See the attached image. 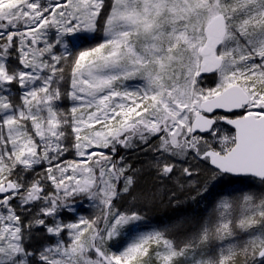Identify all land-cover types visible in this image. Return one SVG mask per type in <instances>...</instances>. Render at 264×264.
<instances>
[{
	"label": "snow or ice",
	"instance_id": "1",
	"mask_svg": "<svg viewBox=\"0 0 264 264\" xmlns=\"http://www.w3.org/2000/svg\"><path fill=\"white\" fill-rule=\"evenodd\" d=\"M0 264H264V0H0Z\"/></svg>",
	"mask_w": 264,
	"mask_h": 264
},
{
	"label": "rangeland",
	"instance_id": "2",
	"mask_svg": "<svg viewBox=\"0 0 264 264\" xmlns=\"http://www.w3.org/2000/svg\"><path fill=\"white\" fill-rule=\"evenodd\" d=\"M236 187H240V185H236ZM185 209L189 212L193 211L194 209V205L189 203L185 205ZM200 211H202V208L199 209ZM172 212L170 209H154L152 210V212L150 213V215L153 217V219H155L157 216H159L161 219L162 218H166L169 217L168 213Z\"/></svg>",
	"mask_w": 264,
	"mask_h": 264
},
{
	"label": "trees",
	"instance_id": "3",
	"mask_svg": "<svg viewBox=\"0 0 264 264\" xmlns=\"http://www.w3.org/2000/svg\"><path fill=\"white\" fill-rule=\"evenodd\" d=\"M168 215H169V217H172L174 215V213L170 212V213H168ZM154 220L159 221V220H161V218L159 216H157Z\"/></svg>",
	"mask_w": 264,
	"mask_h": 264
}]
</instances>
